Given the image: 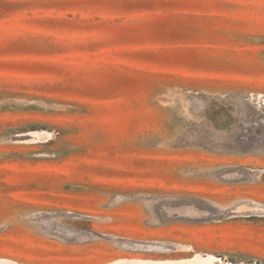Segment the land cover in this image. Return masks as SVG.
<instances>
[{
  "label": "rangeland",
  "instance_id": "374dc122",
  "mask_svg": "<svg viewBox=\"0 0 264 264\" xmlns=\"http://www.w3.org/2000/svg\"><path fill=\"white\" fill-rule=\"evenodd\" d=\"M196 254L264 264V0H0V260Z\"/></svg>",
  "mask_w": 264,
  "mask_h": 264
},
{
  "label": "bare ground",
  "instance_id": "6f19581e",
  "mask_svg": "<svg viewBox=\"0 0 264 264\" xmlns=\"http://www.w3.org/2000/svg\"><path fill=\"white\" fill-rule=\"evenodd\" d=\"M218 258L214 255H202L196 254L191 259L186 260H164V261H153V260H120L113 264H216ZM8 264L6 260H0V264Z\"/></svg>",
  "mask_w": 264,
  "mask_h": 264
},
{
  "label": "trees",
  "instance_id": "16d2710c",
  "mask_svg": "<svg viewBox=\"0 0 264 264\" xmlns=\"http://www.w3.org/2000/svg\"><path fill=\"white\" fill-rule=\"evenodd\" d=\"M254 148L253 147H245L244 149L240 150V151H236L235 153L237 154H250V153H254Z\"/></svg>",
  "mask_w": 264,
  "mask_h": 264
}]
</instances>
